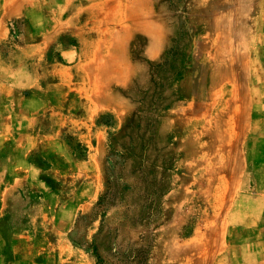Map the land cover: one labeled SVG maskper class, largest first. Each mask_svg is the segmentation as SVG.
<instances>
[{
  "label": "rangeland",
  "instance_id": "1",
  "mask_svg": "<svg viewBox=\"0 0 264 264\" xmlns=\"http://www.w3.org/2000/svg\"><path fill=\"white\" fill-rule=\"evenodd\" d=\"M148 3L165 35L156 54L137 29ZM190 7L0 0V264H193L218 218L208 264H264V0L244 14L250 103L210 111L211 132L242 151L234 182L209 177L221 152L185 156L175 128L205 36Z\"/></svg>",
  "mask_w": 264,
  "mask_h": 264
},
{
  "label": "bare ground",
  "instance_id": "2",
  "mask_svg": "<svg viewBox=\"0 0 264 264\" xmlns=\"http://www.w3.org/2000/svg\"><path fill=\"white\" fill-rule=\"evenodd\" d=\"M246 3V0H191L190 17L196 24L203 25L205 36L195 47V58L199 59V62L194 64L192 74L185 77L182 84L190 98L189 110L177 118L175 125L177 132L184 128L188 131L187 136L182 139L186 144L185 156L194 158L203 155L204 164L212 161L209 159V154L216 150L221 152L222 161L217 168L212 167L214 170L209 172V177L218 178L222 174H227L230 176L229 181L233 182L238 180L242 151L239 150L237 143L230 144L223 135H220L218 129L215 128L211 132L209 128L213 123L210 111L211 106L219 101H225L226 110L228 107L227 112H230L228 114H232L235 104L245 106L250 103L244 85L249 67L248 52H250L246 36L249 27L244 23V14L247 6L251 7L254 0H250L248 5ZM147 7L142 11L139 10L138 16L144 26L142 29H137L146 33L150 52L156 54L165 44V35L158 26L160 15L151 9V3H148ZM216 34L217 38L212 40ZM205 38L211 42L202 45ZM102 65L103 60L98 58L92 68L97 70ZM241 142L240 140L238 144L241 145ZM224 192L227 194L226 191ZM220 220L217 219L214 228L207 226L201 235L202 243L189 255V260H192L193 264H208L209 260L218 253L220 239L223 237ZM201 249L204 256L201 255L199 258L197 252L200 253Z\"/></svg>",
  "mask_w": 264,
  "mask_h": 264
}]
</instances>
